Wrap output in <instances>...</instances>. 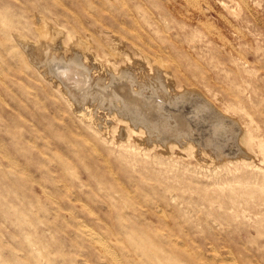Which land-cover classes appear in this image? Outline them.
<instances>
[{
    "label": "rangeland",
    "instance_id": "1",
    "mask_svg": "<svg viewBox=\"0 0 264 264\" xmlns=\"http://www.w3.org/2000/svg\"><path fill=\"white\" fill-rule=\"evenodd\" d=\"M63 1L0 0V16L6 15L5 17L10 19L14 26L5 32L1 27L3 17H0V146H2L0 149V171L2 173L0 175H3V177L0 176V222L2 221L0 223V261L8 260L9 264H52L54 260L51 259L53 258L55 259L53 264H70V262L71 264H86L87 261V264H112L108 256L104 254V250L92 240L90 241L82 231V229H86V231L91 229V231L97 232L106 243L108 242L107 245L117 257L122 254L119 259L126 263V260L141 258L139 250L133 245L136 242V239L135 241L132 239L133 234L140 236L143 230L148 229H152L153 232V228L155 229L157 226L154 233L158 238L161 236L160 239L164 237L162 240L159 239L160 242L171 245V248L179 246L177 250L184 249L181 250L184 254L189 250L188 253L195 255L198 250V255L201 254L200 256L204 260L209 257L208 262L213 259V262L220 264L229 262L232 264H262L261 261L264 264V199L259 198L256 192L243 191L251 188L248 186L254 185L255 181L260 183L262 173H259L256 166H264V163L260 162L258 151L249 146L244 136L245 129L250 127L254 136L256 135V138L264 141V0H196L194 3L186 0H106L105 5V0ZM121 1H125L126 6L121 5ZM94 3L98 4L97 7H94ZM99 3L102 5L100 6ZM138 4L141 7H138ZM126 7L132 10L138 23L144 27H138L137 30L141 31H139L141 33H139V38L143 42L142 45L145 44V50L147 51L146 46L151 47V50L150 47L148 48L151 55L148 51L145 53L150 57L154 56L155 59L156 55H160L163 61H159H165L163 64L167 62L169 65L167 63L163 65L162 62L159 64L157 63L159 61H155L157 63L154 64L155 66L162 67L152 66L149 69L146 61L136 52L132 40L138 41V37L135 36L134 30L130 29L133 27V22L129 21L132 15L125 13ZM77 9L79 12H76ZM64 12L74 16L69 15L67 18ZM148 13L150 14L148 15ZM75 16H81L82 23L80 25H78L79 22ZM40 17L47 18L48 23L53 24L58 31H63L58 38L56 36L53 39L54 42L51 41V44L54 45L53 48H50L51 50L46 49V51L42 48L41 51L39 50L41 56L37 54L36 46L40 41L38 35ZM67 19L68 21H66ZM118 19L119 21H117ZM170 19L172 20L170 21ZM112 20H115L113 22L117 24L115 25ZM179 22L182 24L180 23V25ZM129 24L130 27H126ZM192 24L194 27H191ZM118 25L119 29H115L114 26ZM134 28L136 27L134 26ZM167 28L171 29L167 30ZM66 29H70V37ZM120 30H124V35L120 33ZM199 30L202 31L199 32ZM5 35L9 36V39H6ZM80 35L85 36L83 41L89 45L88 51H84L85 53L81 47L73 46L77 36ZM157 36L160 39L156 38ZM145 38L149 41H146ZM207 41L208 43H206ZM56 43L58 44L56 45ZM112 44L115 46L113 45V47ZM153 45H157L156 49ZM164 46L166 53L163 51ZM152 50L153 53L155 52L153 56ZM183 50L185 51L182 52ZM52 54L56 56L61 54L60 56L64 57V60L52 63L50 68L48 65L50 63L49 56ZM172 55L173 57H171ZM68 57L76 59L75 62L79 63L77 65L84 67L87 74L85 93H82V96L78 94L73 99L71 96L69 98V93L66 95L68 88L62 80L55 76V74L66 75L70 68ZM194 61L200 68L195 66ZM180 63L181 65H178ZM212 65L214 67H211ZM174 66L178 68L176 73H173L176 68L172 70ZM261 67L263 68L261 69ZM122 69L125 71L121 73ZM226 69L227 71H225ZM166 73L169 75L166 76ZM123 75L126 77L129 75L128 90L135 92L133 94L136 98L132 102L126 103L127 101L123 98L127 92L123 87L124 83L123 85L122 82L120 83L121 80L123 81L121 78ZM113 77L115 78L113 79ZM187 81L194 83L191 85V82ZM111 91H115L118 97L120 96L119 99L112 98L113 104L110 100L113 95ZM79 95L81 96L80 100L83 98L86 102L82 103L83 100H79ZM234 95L236 96L233 97ZM130 104H133L134 107L131 108ZM247 104L249 105L247 106ZM136 106L139 107L136 108ZM128 109H131L132 112ZM144 115L146 120L148 121L150 118L149 121L151 120L152 123L147 121V124L144 123ZM171 129L173 133L170 132ZM85 141L86 143L89 141V143L86 144ZM74 143L79 146L73 145ZM74 146L80 148V151ZM130 148L133 151H130ZM2 152L4 153L2 154ZM52 152L53 156L50 155ZM60 152L62 153L60 154ZM68 152L71 155L69 156L71 158L67 159L69 162L65 161L69 155ZM55 153L60 156L56 154L57 158ZM100 154L104 158L99 157ZM106 154L109 159L104 156ZM62 160L65 164L66 162L70 163V166L62 164ZM108 160L112 162L108 163ZM91 168L93 169L91 170ZM67 169L69 172H66ZM20 172V176L25 174V177L22 175L21 178H27L28 182H26L27 179L24 181L17 175ZM96 172L99 173V176ZM92 176L99 177V181H96L97 178L94 179ZM118 178L122 181H118L120 180ZM37 181L39 182L37 183ZM125 181L128 184L131 182L130 186ZM66 182L67 184H65ZM96 182H100V184ZM14 183L16 186L13 185ZM22 184L24 186H21ZM69 185L71 186L69 187ZM119 185L121 187H118ZM66 186L67 188H65ZM244 187L245 189H243ZM96 188H98L97 191ZM118 189L121 191L118 192ZM94 190L98 193L97 195ZM63 192L66 193L63 194ZM141 193L143 195L146 193L145 198ZM106 194L108 195L106 196ZM57 195L58 197H56ZM100 195L101 197H99ZM118 196L120 197L117 198ZM122 196L124 200L121 199ZM110 201L111 203H109ZM113 201L115 206L112 205ZM17 204L18 206H16ZM85 204L88 206L86 207ZM129 204L134 205L133 208ZM83 207L84 209H82ZM119 207L120 209H118ZM155 207L156 209H154ZM151 208L153 209L151 210ZM91 209L94 210L91 211ZM149 209L152 213L149 212ZM23 210L25 214L22 212ZM170 211H174L172 214L175 216L172 218L173 215H169L171 220L167 215V213L170 214ZM140 215L141 217H139ZM61 216L64 220L60 219ZM130 217H132L131 222L137 223L129 222ZM41 218L48 222L42 224ZM138 218L140 219L138 220ZM172 221L176 225L181 223L180 230L179 226L172 225ZM3 222L5 223L3 224ZM31 222L36 225H30ZM127 222L131 226L126 224ZM134 224H136L134 228L138 230L141 228L140 231L132 229ZM150 224L152 226L155 224V226L152 227ZM166 225H169V229ZM84 226L85 228H83ZM51 228L54 230L49 231L52 230ZM69 228H72L73 232ZM127 229L130 230V233L133 231L131 239L127 237L130 235ZM8 230L11 232L8 233ZM35 230H37V234ZM40 231L42 235H38ZM168 231L171 233L169 234ZM14 232H18L19 236ZM188 232L189 235L186 234ZM20 236L22 237L19 238ZM105 237L106 239H104ZM85 238L89 241H84ZM173 239L175 241H171ZM188 239L190 240L189 244L187 243ZM82 240L83 242H81ZM31 241L36 242V248L40 250L42 248L43 256L32 257L34 253H31L33 252L29 244ZM27 242L28 244H26ZM42 243L43 247H41ZM17 244L21 246L19 247ZM72 244L75 245L74 248ZM226 244H229L230 247ZM27 245L30 247L26 248ZM47 246L50 247V250ZM61 246L64 248H60ZM169 246L168 248H170ZM21 247H24L23 251ZM117 248L121 253L116 252ZM8 249L10 252L8 251L6 256L2 255ZM11 249L14 250V253ZM17 251L19 252L17 253ZM52 251H54L53 254ZM47 252L50 254L48 255ZM19 253L21 254L19 255ZM175 254L174 258L178 259L179 263L188 264L181 256H178L177 252ZM100 257L103 258L100 259ZM143 257L147 261L149 260V257H147L148 259L146 256ZM36 258L38 259L36 260Z\"/></svg>",
    "mask_w": 264,
    "mask_h": 264
},
{
    "label": "bare ground",
    "instance_id": "2",
    "mask_svg": "<svg viewBox=\"0 0 264 264\" xmlns=\"http://www.w3.org/2000/svg\"><path fill=\"white\" fill-rule=\"evenodd\" d=\"M63 1V0H62ZM90 1V0H89ZM104 1V0H103ZM123 1V0H122ZM121 1V5H125V1L124 2H122ZM168 1V0H167ZM186 1H190L191 3H194L196 0H186ZM198 1V0H197ZM64 2V1H63ZM62 2V3H63ZM86 2V1H85ZM92 2H94V0L92 1ZM102 2V1H101ZM105 2H106V0L104 1V5H105ZM109 2V1H108ZM221 2V1H220ZM103 3V2H102ZM102 3L100 4V6L102 5ZM141 3V2H140ZM213 3V2H212ZM261 3V2H260ZM61 4V3H60ZM84 4V3H83ZM95 4V6L94 7H97L96 5H98V4H96V3H94ZM152 4V3H151ZM155 4H157V3H155ZM67 5V4H66ZM70 5V4H69ZM85 5V4H84ZM86 5H88V4H86ZM103 5V6H104ZM120 5V6H121ZM139 5V4H138ZM137 5V6H138ZM185 5V4H184ZM91 6V5H90ZM126 6V5H125ZM128 6V5H127ZM181 6V5H180ZM84 7V6H83ZM87 7H89V6H87ZM92 7V6H91ZM129 7V6H128ZM138 7H141L140 5L138 6ZM133 8V7H132ZM63 9V8H62ZM73 9V8H72ZM89 9V8H88ZM87 9V10H88ZM91 9V8H90ZM96 9V8H95ZM138 9H140V8H138ZM92 10V9H91ZM208 10V9H207ZM78 11V9L76 10V12ZM142 11H144V10H142ZM206 11V10H205ZM79 12V11H78ZM95 12V11H94ZM65 13V12H64ZM89 13H90V11H89ZM91 13H93V12H91ZM125 13H127V14H130V15H132V17H131V20H129V21H132L133 23V27H131L130 29L132 30H134V33H135V36L136 37H138V41H139V37H140V32L137 30V28L139 27H142L141 25H140V23H138V21H137V18H135L134 17V14L132 13V10H129V8H127L126 7V9H125ZM144 13V12H143ZM66 14V13H65ZM77 14V13H76ZM95 14V13H94ZM98 14V13H97ZM150 13H148V15H149ZM191 14V13H190ZM234 14V13H233ZM67 15V14H66ZM70 15V14H69ZM69 15H67V18L69 17ZM144 15V14H143ZM6 15H4L3 14V16H0V17H3V19H2V24H1V27L3 28L2 30H5V32H7L8 30H11L12 28H14V26H13V24H11V22H10V19H7L6 17H5ZM71 16V15H70ZM74 16V15H73ZM73 16H71V17H73ZM101 16V15H100ZM137 16V15H136ZM65 17V16H64ZM75 17H77V16H75ZM116 17V16H115ZM8 18H10V17H8ZM103 18H104V16H103ZM119 18V17H118ZM46 19V20H45ZM43 18V17H40V26L38 27V32H39V39H40V41L36 44V46H37V49H38V52H37V54L38 55H40L41 56V54H40V51H41V48L43 49V50H46V49H50V48H53V44H51V41H53V39L56 37V38H58V36H59V34H62V32L61 31H58L57 30V28L53 25V24H51L50 22L48 23V21H47V18ZM66 19V18H65ZM105 19V18H104ZM120 19V18H119ZM119 19L117 20V21H119ZM122 19H123V16H122ZM174 19V18H173ZM70 20H71V18H70ZM76 20H78V25H80L81 23H82V21H81V16H79V17H77V19ZM106 21H107V19H105ZM124 20V19H123ZM123 20H120V21H122V23L124 22L125 23V21H123ZM172 19H170V21H171ZM66 21H68V19L66 20ZM103 21V20H102ZM113 21H115V20H112V22ZM175 21H177V20H175ZM197 21V20H196ZM1 22V21H0ZM85 22V21H84ZM109 22H110V20H109ZM145 22V21H144ZM198 22V21H197ZM200 22V21H199ZM63 23H65L64 21H63ZM108 23V22H107ZM106 23V24H107ZM113 23H115V25L117 24L116 22H113ZM128 23V22H127ZM142 23V22H141ZM145 23H147V22H145ZM176 23H178V22H176ZM181 22H179V24H180ZM86 24V23H85ZM105 24V25H106ZM112 24V23H111ZM118 24H119V22H118ZM121 24V23H120ZM131 24V25H132ZM148 24V23H147ZM182 24V23H181ZM180 24V25H181ZM184 24V23H183ZM203 24V23H202ZM207 24V23H206ZM77 25V26H78ZM110 25V24H109ZM124 25V24H123ZM144 25V24H143ZM179 25V26H180ZM189 25V23L187 24V26ZM194 24H192V26L191 27H194L193 26ZM113 26V25H112ZM125 26V25H124ZM134 26L136 27V28H134ZM166 26V25H165ZM164 26V27H165ZM185 26H186V24H185ZM205 26V25H204ZM87 27H89L88 25H87ZM107 27H109V26H107ZM115 27V29H119L118 27H119V25L116 27V26H114ZM126 27H130V24H129V26H127L126 25ZM84 28V27H83ZM112 28V27H111ZM142 28H144V27H142ZM198 28V27H197ZM87 29V28H86ZM121 29V28H120ZM153 30H154V28H152ZM171 28H167V30H170ZM193 29H195V28H193ZM70 29H66V31H67V33L69 34L68 36L70 37V31H69ZM76 30V29H75ZM89 30V29H88ZM122 30V29H121ZM120 30V31H121ZM138 32H137V31ZM155 30H156V28H155ZM208 30V29H207ZM178 31V30H177ZM191 31V30H190ZM198 31V30H197ZM196 31V32H197ZM202 30H199V32H201ZM87 32V31H86ZM113 32V31H112ZM155 32V31H154ZM158 32V31H157ZM194 32V31H193ZM199 32H198V34H199ZM209 32V31H208ZM246 32V31H245ZM118 33H119V30H118ZM120 33H125L124 32V30L123 31H121ZM128 33V32H127ZM132 33V32H131ZM130 33V34H131ZM140 33V34H139ZM90 34V33H89ZM93 34H95V33H93ZM130 34H128V35H130ZM194 34V33H193ZM201 34V33H200ZM203 34V33H202ZM259 34V33H258ZM8 35H10V34H8ZM124 35V34H123ZM131 35H134V34H131ZM150 35V34H149ZM195 35H197V34H195ZM195 35H194V37H195ZM204 35H205V33H204ZM5 36H7V35H5ZM113 36V35H112ZM126 36V35H125ZM134 36V37H135ZM151 36V35H150ZM182 36H184V35H182ZM181 36V37H182ZM253 36V35H252ZM8 37V38H7ZM6 37V39H9V36H7ZM94 37H96V36H94ZM116 37V36H115ZM141 37H143V36H141ZM180 37V38H181ZM21 38V37H20ZM83 38H85V36L84 35H80V36H77V39H76V41H75V43H74V45L73 46H78V47H81L82 49H83V52L84 51H88V46L89 45H87L86 44V42L85 41H83L84 39ZM127 38H129L130 39V37H128L127 36ZM156 38H159L160 39V37L159 36H157ZM172 38H174V37H172ZM183 38V37H182ZM238 38V37H237ZM0 39H1V37H0ZM5 39V38H4ZM3 39V40H4ZM97 39V38H96ZM148 39V38H147ZM152 40H154L153 38H151ZM177 39V38H176ZM184 39V38H183ZM58 40V39H57ZM116 40V39H115ZM145 40H146V38H145ZM164 40H165V38H164ZM185 40V39H184ZM209 40V39H208ZM7 41V40H6ZM55 41V40H54ZM53 41V42H54ZM114 41V40H113ZM138 41H136V40H132V44H133V46L135 47V49H136V52L139 54V55H141L142 56V58L146 61V65L147 66H149V69H151V67L152 66H155L154 64H157V63H161L162 61H163V59H162V56H160V55H156V59L154 58V53H153V50H152V56L153 57H150L148 54H146L145 53V48H144V46H145V44H143L142 45V41H141V39H140V41L138 42ZM146 41H149V40H146ZM37 42V41H36ZM119 42V41H118ZM183 42V41H182ZM181 42V43H182ZM189 42V41H188ZM188 42H187V44H188ZM204 42V41H203ZM0 43H1V41H0ZM115 43H116V41H115ZM114 43V44H115ZM148 43V42H147ZM206 43H208V41L206 42ZM58 43H56V45H57ZM114 44H112V46L114 45ZM152 44H154V43H152ZM156 44V43H155ZM216 44V43H215ZM241 44V43H240ZM1 45H3V44H1ZM6 45V44H5ZM5 45H3V46H5ZM111 45V44H110ZM110 45H109V49H110ZM116 46H117V43L115 44ZM114 45V46H115ZM140 45H142V46H140ZM150 45V44H149ZM159 45V44H158ZM193 45V44H192ZM195 45V44H194ZM238 45V44H237ZM244 45V44H243ZM245 45H246V43H245ZM96 46V45H95ZM113 46V47H114ZM154 46V45H153ZM157 46V45H156ZM156 46H154L155 47V49H156ZM206 46V45H205ZM216 46V45H215ZM239 46V45H238ZM258 46V45H257ZM255 47L256 49L258 48V47ZM112 47V48H113ZM121 47H123V46H121ZM150 47V46H149ZM148 46H146V49H147V51H148V53L150 52V50H151V47H150V50L148 49L149 48ZM153 47V48H154ZM165 47V46H164ZM163 47V48H164ZM193 47H195V46H193ZM220 47V46H219ZM56 48V47H55ZM60 48V47H59ZM62 48H64V47H62ZM61 48V49H62ZM66 48V47H65ZM70 48V47H69ZM76 48V47H75ZM57 49V48H56ZM77 49V48H76ZM79 49V48H78ZM87 49V50H86ZM114 49V48H113ZM200 49V48H199ZM40 50V51H39ZM51 50V49H50ZM63 50V49H62ZM67 50H69V49H67ZM98 50V49H97ZM160 50V49H159ZM166 50V47L164 48V50L163 51H165ZM254 50V49H253ZM47 51V50H46ZM54 51V50H53ZM64 51V50H63ZM70 52H71V48H70V50H69ZM76 51V50H75ZM74 51V52H75ZM111 51V50H110ZM114 51H115V49H114ZM113 51V52H114ZM146 51V52H147ZM185 50H183L182 52H184ZM240 51H241V49H240ZM31 52L32 53H34L33 52V50H31ZM73 52V51H72ZM73 52V53H74ZM102 52V51H101ZM116 52V51H115ZM115 52H114V54H115ZM120 52H121V50H120ZM159 53H160V51H158ZM207 52V51H206ZM212 52V51H211ZM210 52V53H211ZM219 52V51H218ZM254 52H255V50H254ZM44 53V52H43ZM46 54H47V52H45ZM68 53V52H67ZM77 53V52H76ZM85 53V52H84ZM165 53H166V51H165ZM172 53V52H171ZM171 53H170V55H171ZM249 53V52H248ZM51 54V53H50ZM65 53L63 52V56L65 57V55H64ZM70 54V53H69ZM87 54H89V53H87ZM120 54V53H119ZM150 55H151V52L149 53ZM173 54H175V53H173ZM214 54V53H213ZM246 54V53H245ZM61 55V54H60ZM60 55H58V56H56L55 54H52L51 56H49L50 57V59H49V66H50V68L52 67L51 66V64L52 63H54V62H59L60 60L62 61V60H64L63 58H61V56ZM186 55V54H185ZM198 55V54H197ZM216 55V54H215ZM260 55H262V54H260ZM60 56V57H59ZM74 56V55H73ZM76 56V55H75ZM175 56V55H174ZM204 56V55H203ZM217 56V55H216ZM241 56H243V55H241ZM166 57H168V56H166ZM171 57H173V55L171 56ZM185 57V56H184ZM187 57V56H186ZM211 57V56H210ZM209 57V58H210ZM237 57V56H236ZM72 58H74V57H72ZM93 58V57H92ZM123 58V57H122ZM169 58V57H168ZM212 59H213V57H211ZM221 58H223V57H221ZM230 58H231V56H230ZM235 58V57H234ZM233 58V59H234ZM48 59H47V61H48ZM77 59H78V57H77ZM95 59V58H94ZM93 59V60H94ZM97 59V58H96ZM171 59V58H170ZM236 60H237V58H235ZM234 59V60H235ZM258 59V58H257ZM74 60V61H73ZM75 60L76 59H71V58H67V61L68 62H70V68L68 69V72L66 73V75H61V74H55V76H56V78H60L59 80H62V82L64 83V85L66 86V88H68V90H67V92H66V95H67V93H69L68 95H69V98H71V99H73V98H76V95H78V94H81V96L83 95L82 93H85V90H86V88H87V86L85 85L86 84V79H87V74H86V71H85V69H84V67H82V66H78L77 64H79V63H77V62H75ZM82 60V59H81ZM159 60H162V61H159ZM167 61H169V59H166ZM206 60V59H205ZM231 60V59H230ZM46 61V62H47ZM157 61H159V62H156ZM172 61V60H171ZM170 61V62H171ZM175 61V60H174ZM239 61V60H238ZM66 62V61H65ZM79 62V61H78ZM84 62V61H83ZM86 62V61H85ZM94 62V61H93ZM99 62V61H98ZM137 62V61H136ZM165 62V61H164ZM164 62H162V64L164 63ZM195 62V61H194ZM225 62V61H224ZM230 62V61H229ZM97 63V62H96ZM145 63V62H144ZM167 63V62H166ZM165 63V64H166ZM223 63V62H222ZM130 64V63H129ZM158 64V65H159ZM165 64H163V65H165ZM168 64V63H167ZM191 64V63H190ZM194 64H196V62L194 63ZM81 65V64H80ZM136 65V64H135ZM169 65V64H168ZM167 65V66H168ZM171 65V64H170ZM175 65V64H174ZM178 65H181V63L180 64H178ZM214 65V64H213ZM211 66V67H214V66ZM237 65H239V64H237ZM240 65H241V63H240ZM262 65H263V63H262ZM69 66V65H68ZM131 66V65H130ZM157 66V65H156ZM155 66V67H156ZM160 66V65H159ZM177 66V65H176ZM196 67H197V64L195 65ZM217 66V65H216ZM215 66V67H216ZM261 66V65H260ZM48 67V66H47ZM54 67V66H53ZM67 67V66H66ZM129 67V66H128ZM154 67V68H155ZM158 67V66H157ZM160 67H162V66H160ZM160 67H158V68H160ZM171 67V66H170ZM195 67V68H196ZM237 67V66H236ZM55 68V67H54ZM60 68V67H59ZM62 68V67H61ZM101 68V67H100ZM103 68V67H102ZM106 68V67H105ZM176 68V70L175 71H173V73L175 72L176 73V71H178V68L177 67H172V70H174V69ZM197 68H200V67H197ZM196 68V69H197ZM238 68V67H237ZM263 67H261V69H262ZM63 69H65V68H63ZM157 69V68H156ZM52 70V69H51ZM50 70V71H51ZM128 70V69H127ZM158 70V69H157ZM171 70V71H172ZM204 69H202V71H203ZM222 70V69H221ZM234 70V69H233ZM253 70H254V68H253ZM256 70V69H255ZM259 70V68L257 69V71ZM125 70L124 69H122V70H120V72L122 73V72H124ZM165 71V70H164ZM201 71V72H202ZM223 71V70H222ZM225 71H227V69L225 70ZM129 72V71H128ZM204 72H205V70H204ZM232 72H234V71H232ZM54 73V72H53ZM64 73V72H63ZM163 73V72H162ZM182 73V72H181ZM195 73H196V71H195ZM206 73V72H205ZM164 74H165V72H164ZM192 74H193V72H192ZM191 74V75H192ZM207 74V73H206ZM227 74V73H226ZM167 75H169V74H167L166 73V76ZM112 76V75H111ZM122 76V75H121ZM120 76V77H121ZM198 76V75H197ZM124 77V78H123ZM123 77H121L122 79H123V81L121 80L120 81V83L122 82V85H123V83H124V85H123V87H124V89H125V94L126 95H123V98H124V100L125 101H127L126 103H128L129 101H134L135 100V96H134V94L133 93H135V92H132V90L131 91H129L128 90V86H127V82H128V77H129V75H128V77H126V76H124L123 75ZM203 77V76H202ZM264 77V76H263ZM110 78V77H109ZM115 77H113V79H114ZM131 78V77H130ZM203 78H208V77H206V76H204ZM184 79V78H183ZM58 80V81H59ZM89 80V79H88ZM187 80V79H186ZM112 81V80H111ZM114 81V80H113ZM112 81V82H113ZM189 81V80H188ZM187 81V82H188ZM116 82V81H115ZM114 82V83H115ZM191 82V81H190ZM190 82H188V83H190ZM241 82H242V79H241ZM62 83V84H63ZM194 83V82H193ZM192 82H191V85L193 84ZM225 83V82H224ZM240 83V82H239ZM243 83H245V82H243ZM264 83V82H263ZM61 84V85H62ZM88 84V83H87ZM112 84V83H111ZM229 84H230V82H229ZM234 85H236V84H234ZM251 85V84H250ZM256 85V84H255ZM190 86V85H189ZM64 87V86H63ZM62 87V88H63ZM247 88V87H246ZM264 88V87H263ZM65 89V88H64ZM257 89V88H256ZM137 90V89H136ZM222 90H223V88H222ZM191 91V90H190ZM243 91H245V90H243ZM243 91H242V93H243ZM111 92H113L112 94V96L110 97V100L112 101L113 99V97H116L117 99H119V97H118V94L115 92V91H111ZM115 92V93H114ZM233 92V91H232ZM240 92V91H239ZM65 93V92H64ZM138 93V92H137ZM215 93V92H214ZM229 94H231V92H229ZM247 95V94H246ZM71 96V97H70ZM80 96V95H79ZM78 96V98H79V100H80V98H81V96L79 97ZM236 95H234L233 97H235ZM248 96V95H247ZM263 96V95H262ZM237 97H239L238 95H237ZM140 98V97H139ZM210 98V97H209ZM242 98V97H241ZM116 99V100H117ZM240 99V98H239ZM238 99V100H239ZM246 99V98H245ZM83 100V98L80 100V101H82ZM242 101V100H241ZM84 102H86L85 100H83V102L82 103H84ZM108 102H110V101H108ZM121 103H124V102H122V101H120ZM242 102H244V101H242ZM112 104L114 103L113 101L111 102ZM249 103V102H248ZM250 104V103H249ZM249 104H247V106L249 105ZM111 105V104H110ZM121 105H123V104H121ZM131 105V104H130ZM253 105V104H252ZM126 106V105H125ZM128 106V105H127ZM132 106H133V104L131 105V108H132ZM245 106V105H244ZM111 107V106H110ZM130 107V106H129ZM134 107V106H133ZM139 107V106H138ZM137 106H136V108H138ZM245 108H247L246 106H245ZM127 109V108H126ZM140 109V108H139ZM239 109V108H238ZM260 109V108H259ZM129 111H131V109H128ZM133 110V109H132ZM252 111V110H251ZM132 112V111H131ZM130 112V113H131ZM248 112V111H247ZM253 112V111H252ZM127 114V113H126ZM130 115V114H129ZM130 117V116H129ZM144 117H145V115H144ZM248 117V116H247ZM113 118V117H112ZM134 118H136L135 116H134ZM143 118V117H142ZM149 118V117H148ZM147 118V119H148ZM133 119V118H132ZM140 119V118H139ZM138 119V120H139ZM150 119V118H149ZM149 119H148V121L146 120V117H145V120H144V123H146V121L149 123H152L151 122V120L149 121ZM136 120V119H135ZM137 120V121H138ZM243 121V120H242ZM143 122V121H142ZM243 122H245V121H243ZM248 122V124H249V121H247ZM147 124V123H146ZM246 124V123H245ZM244 124V125H245ZM233 125V124H232ZM234 126H235V124H234ZM233 126V127H234ZM246 127V126H245ZM237 128V127H236ZM235 130V129H234ZM237 130V129H236ZM170 132H172V129H171V131ZM236 132V131H235ZM173 133V132H172ZM176 134V133H175ZM244 136L246 137V141L248 142V144H249V146L250 147H252L253 149H256L257 151H258V153H259V155H260V158H261V161L260 162H262V163H264V141L262 140V139H260V138H256L255 136H254V133H252V130H251V128L250 127H247L246 129H245V131H244ZM130 135V134H129ZM234 136V135H233ZM237 136V135H236ZM236 136H235V138H236ZM261 137V136H260ZM264 137V136H263ZM84 139H86L85 137H84ZM88 140V139H87ZM1 143V142H0ZM71 143H73L72 141H71ZM85 143H86V141H85ZM88 143H89V141H88ZM88 143H86V144H88ZM90 143H92V142H90ZM3 145V144H2ZM73 145H77V146H79L78 144H73ZM90 145V144H89ZM77 146H74V147H76L77 148ZM94 146V145H93ZM95 146H96V144H95ZM1 147L2 146H0V149H1ZM235 147V146H234ZM240 147V146H239ZM96 148V147H95ZM64 149V148H63ZM99 149V148H98ZM97 149V150H98ZM131 149V148H130ZM239 149V148H238ZM237 149V150H238ZM58 150H61V149H59L58 148ZM77 150L78 151H80V148H77ZM100 150V149H99ZM98 150V151H99ZM104 150V149H103ZM228 150H230V149H228ZM54 151V150H53ZM78 151H76L77 152V154H79V155H81L80 153H78ZM97 151V152H98ZM130 151H133V149H131ZM233 151V150H232ZM236 151V150H235ZM234 151V152H235ZM58 152V151H57ZM70 152V151H69ZM68 152V153H69ZM100 152V151H99ZM4 152H2V154H3ZM62 152H60V154H61ZM94 153H96V152H94ZM102 153V152H101ZM105 153V152H104ZM228 153H229V151H228ZM53 154V152L50 154L51 156H53L52 155ZM56 154H57V156H60V155H58V153H55V156H56ZM65 154V153H64ZM97 154V153H96ZM3 156V155H2ZM54 156V158L56 159V157ZM69 156H71L70 155V153H69V155L67 156V158H66V160L65 161H68L67 159L69 158H71V157H69ZM102 155L100 154L99 155V157H101ZM104 156H107L108 157V154H106V155H104ZM225 156V155H224ZM6 157V156H5ZM63 157H66V156H63ZM78 157V156H77ZM103 157V156H102ZM7 158V157H6ZM58 158V157H57ZM104 158V157H103ZM220 158H222V157H220ZM219 158V159H220ZM53 159V158H52ZM60 159H61V157H60ZM62 159H64V158H62ZM101 159V158H100ZM108 159H109V157H108ZM58 160V159H57ZM60 161V160H59ZM63 162H62V164L64 163L65 164V162H64V160H62ZM71 161V160H70ZM101 161V160H100ZM104 162H105V160H103ZM109 161L110 160H108L107 162L109 163ZM61 162V161H60ZM69 162V161H68ZM110 162H112V161H110ZM221 162V161H220ZM114 163V162H113ZM66 164H67V162H66ZM65 164V165H66ZM70 164V163H69ZM69 164H67L68 166H70ZM104 164V163H103ZM111 164V163H110ZM106 165V164H105ZM64 166V165H63ZM110 166V165H109ZM65 167V166H64ZM106 167V166H105ZM108 167V166H107ZM110 167H112V166H110ZM124 167V166H123ZM66 168V167H65ZM71 168V167H70ZM104 168V167H103ZM126 168V167H125ZM256 168L258 169V171H259V173H262V177L260 178V183H259V181H255V183H254V185H249L248 187H251V188H247L246 190H243V191H245V192H247V193H254V192H256L257 193V195H258V197L259 198H263L264 199V166H260V165H258V166H256ZM69 169V168H68ZM68 169L66 170V172L68 171ZM93 168H91V170H92ZM97 169V168H96ZM95 169V170H96ZM107 169V168H106ZM105 169V170H106ZM98 170V169H97ZM108 170V169H107ZM110 170V169H109ZM126 170H129V169H126ZM125 170V171H126ZM5 172V171H4ZM9 172V171H8ZM26 172V171H25ZM69 172V171H68ZM116 172V171H115ZM0 173H2L1 171H0ZM7 173V172H6ZM59 173V172H58ZM94 173V172H93ZM112 173V172H111ZM12 174V173H11ZM20 174H21V172L20 173H18L17 175L18 176H20ZM73 174V173H72ZM96 174H97V172H96ZM95 174V175H96ZM113 174H114V172H113ZM2 175V174H1ZM0 175V176H1ZM13 175V174H12ZM11 175V176H12ZM23 175V174H22ZM21 175V176H22ZM25 175V174H24ZM23 175V176H24ZM27 175V174H26ZM30 175V174H29ZM92 175V174H91ZM94 175V176H95ZM119 175V174H118ZM155 175H158V174H155ZM21 176H20V178H21ZM30 176H33V175H30ZM30 176H28L29 177V179H30ZM73 176V175H72ZM94 176H92V177H94ZM97 176H99V173L97 174ZM97 176L96 177H94V179H96L97 178ZM2 177H3V175H2ZM9 177V176H8ZM25 177V176H24ZM101 177V176H100ZM110 177H111V175H110ZM109 177V178H110ZM113 177V176H112ZM141 177V176H140ZM6 178V177H5ZM72 178V177H71ZM99 178V177H98ZM97 178V180L96 181H99V179ZM116 178V177H115ZM115 178H114V180H115ZM134 178V177H133ZM142 178V177H141ZM256 178V177H255ZM21 179H23V178H21ZM25 179H27V178H25ZM25 179H23L24 181H26ZM61 179H62V177H61ZM106 179V178H105ZM112 179V178H111ZM110 179V180H111ZM118 179H120V178H118ZM143 179V178H142ZM150 179V178H149ZM63 180V179H62ZM61 180V181H62ZM113 180V179H112ZM111 180V181H112ZM123 180H125V179H123ZM60 181V182H61ZM64 181V180H63ZM118 181H122L121 179L120 180H118ZM26 182H28V179H27V181ZM26 182H24V183H26ZM30 182H31V180H30ZM29 182V183H30ZM39 181H37V183H38ZM103 182V181H102ZM101 182V183H102ZM112 182H114V181H112ZM124 182V181H123ZM126 182V181H125ZM59 183V182H58ZM97 183V182H96ZM118 183V182H117ZM116 183V184H117ZM127 183V182H126ZM126 183H124V184H126ZM223 183V182H222ZM224 183H225V181H224ZM16 183H14L13 185H15ZM40 184V183H39ZM60 184V183H59ZM63 184V183H62ZM65 184H67V182L65 183ZM65 184H63V185H65ZM97 184H100V182H98ZM119 184V183H118ZM123 184V183H122ZM128 184V183H127ZM129 184H131V182H129ZM128 184V186H130ZM135 184V183H134ZM257 184V185H256ZM44 185V184H43ZM72 185V184H71ZM71 185H69V187L71 186ZM104 185V184H103ZM153 185V184H152ZM158 185V184H157ZM3 186H5V185H3ZM16 186V185H15ZM21 186H24L23 184L21 185ZM39 186H41V185H39ZM111 187H112V185H110ZM109 186V187H110ZM125 186V185H124ZM133 186V185H132ZM220 186H222V185H220ZM219 186V187H220ZM42 187V186H41ZM92 187V186H91ZM110 187V188H111ZM118 187H121L120 185L118 186ZM136 187H137V185H136ZM135 187V188H136ZM139 187V186H138ZM11 188H12V186H11ZM15 188V187H14ZM45 188H46V186H45ZM65 188H67V186L65 187ZM101 188V187H100ZM107 188V187H106ZM110 188H108V190L110 189ZM125 188H126V186H125ZM128 188V187H127ZM165 188H167V187H165ZM92 189V188H91ZM97 189L98 188H96V191H97ZM102 189H104V188H102ZM120 189V188H119ZM119 189H118V192H120L119 191ZM121 189H123V188H121ZM133 189H134V187H133ZM138 189V188H137ZM173 189H175V188H173ZM198 189V188H197ZM243 189H245V187L243 188ZM45 190V189H44ZM101 190V189H100ZM111 190V189H110ZM125 190V189H124ZM123 190V191H124ZM157 190H158V186H157ZM8 191V190H7ZM43 191V190H42ZM65 191V190H64ZM95 191V190H94ZM95 191V192H96ZM105 191V190H104ZM128 191V190H127ZM45 192V191H44ZM15 193V192H14ZM46 193V192H45ZM66 193V192H65ZM64 192H63V194H65ZM104 193V192H103ZM102 193V194H103ZM129 194H131V192H128ZM135 193V192H134ZM134 193H132L133 195H134ZM138 193V192H137ZM98 193L96 192V195H97ZM101 194V195H102ZM142 194V193H141ZM146 194V193H145ZM144 194V195H145ZM191 194V193H190ZM6 195V194H5ZM59 196L61 195V194H58ZM58 195L56 196V197H58ZM101 195L99 196V197H101ZM108 194H106V196H107ZM119 195V194H118ZM127 195V194H126ZM138 196H139V194H137ZM143 195V194H142ZM142 196V197H144L145 198V196ZM162 195V194H161ZM164 195V194H163ZM2 196V195H1ZM8 196V195H7ZM103 196H105V194H103ZM149 196H151L150 194H149ZM53 197V196H52ZM55 197V196H54ZM114 197V196H113ZM120 196H118L117 198H119ZM127 197H129L128 195H127ZM127 197L125 198L126 200H127ZM132 197V196H131ZM135 197V196H134ZM137 197V196H136ZM151 197H154V195L153 196H151ZM29 198V197H28ZM61 198V197H60ZM103 198H105V197H103ZM124 197L122 196V198L121 199H123ZM163 199H164V197H162ZM22 199V198H21ZM37 199V198H36ZM50 199V198H49ZM128 199H133V198H128ZM142 199V198H141ZM78 200V199H77ZM102 200V199H101ZM107 200V199H106ZM115 200V199H114ZM124 200V199H123ZM136 200V199H135ZM139 200H140V198H139ZM158 200V199H157ZM167 200V199H166ZM29 201H31V200H29ZM38 201V200H37ZM54 201H56V200H54ZM79 201V200H78ZM105 201V200H104ZM109 201V200H108ZM84 202H86L87 203V201H84ZM89 202V201H88ZM121 202V201H120ZM132 202H134L133 200H132ZM163 202V201H162ZM194 202V201H193ZM10 203V202H9ZM35 203H36V201H35ZM34 203V204H35ZM51 203V202H50ZM58 203H60V202H58ZM109 203H111V201L109 202ZM128 203V202H127ZM131 203V202H130ZM134 203H136V202H134ZM134 203H132V204H134ZM140 203V202H139ZM139 203H137V204H139ZM144 203H145V201H144ZM154 203V202H153ZM160 203V202H159ZM28 204V203H27ZM44 204V203H43ZM89 204V203H88ZM113 204H115V202L113 201L112 202V205ZM122 204V203H121ZM132 204H129V205H131L132 206V208H133V206L134 205H132ZM137 204H136V206H137ZM146 204V203H145ZM144 204V205H145ZM150 205H151V203H149ZM155 204V203H154ZM162 204V203H161ZM25 205V204H24ZM86 205V204H85ZM16 206H18V204L16 205ZM33 206V205H32ZM36 206V205H35ZM35 206H34V208H35ZM54 206V205H53ZM88 205H86V207H87ZM113 206H115V205H113ZM141 206V205H140ZM149 206V205H148ZM154 206V205H153ZM158 206V205H157ZM156 206V207H157ZM160 206V205H159ZM164 206V205H163ZM163 206H162V208H163ZM190 206V205H189ZM11 207H12V205H11ZM15 207V206H14ZM42 207H44L43 205H42ZM41 207V208H42ZM51 207V206H50ZM117 207V206H116ZM121 207V206H120ZM120 207L118 208V209H120ZM123 207H124V205H123ZM126 207H128V206H126ZM146 207V206H145ZM150 207V206H149ZM156 207L154 208V209H156ZM16 208V207H15ZM14 208V209H15ZM41 208H37V209H41ZM93 208V207H92ZM114 208V207H113ZM122 208V207H121ZM137 208H139V207H137ZM148 208V207H147ZM211 208V207H210ZM50 209V208H49ZM52 209V208H51ZM57 209V208H56ZM55 209V210H56ZM59 209V208H58ZM61 209V208H60ZM82 209H84V207L82 208ZM85 209H87V208H85ZM90 209V208H89ZM135 209V208H134ZM143 209V208H142ZM153 208H151V210H152ZM200 209V208H199ZM22 210V209H21ZM33 210H35V209H33ZM32 210V211H33ZM92 210H94V209H91V211ZM146 210V209H145ZM46 211H47V209H46ZM50 211V210H49ZM52 211V210H51ZM54 211V210H53ZM86 211H88V210H86ZM113 211V210H112ZM154 211V210H153ZM160 211V210H159ZM167 211V210H166ZM169 211V210H168ZM13 212V211H12ZM23 213L25 212L24 210L22 211ZM21 212V213H22ZM34 212V211H33ZM55 212V211H54ZM110 212V211H109ZM126 212V211H125ZM133 212V211H132ZM149 212H151L150 211V209H149ZM165 212V211H164ZM174 211H170V214H168L167 213V215L169 216V215H171L172 213H173ZM35 213H36V211H35ZM47 213V212H46ZM59 213V212H58ZM57 213V214H58ZM112 213V212H111ZM140 213V212H139ZM141 213H142V211H141ZM144 213V212H143ZM152 213V212H151ZM25 214V213H24ZM24 214H22V215H24ZM61 214V213H60ZM106 214V213H105ZM119 214H120V212H119ZM125 214V213H124ZM130 214H132V213H130ZM165 214V213H164ZM163 214V215H164ZM21 215V214H20ZM38 215V214H37ZM52 215V214H51ZM50 215V216H51ZM56 215V214H55ZM71 215V214H70ZM108 215V214H107ZM118 215V214H117ZM121 215H123V214H121ZM137 215H139V214H137ZM153 215V214H152ZM166 215V216H167ZM173 216H172V218H174L175 216H174V214H172ZM176 215V214H175ZM24 216H26V215H24ZM23 216V217H24ZM46 216V215H45ZM69 216V215H68ZM74 216V215H73ZM108 216H112L111 214L110 215H108ZM114 216H115V213H114ZM124 216V215H123ZM129 215L127 214V217H128ZM131 216V215H130ZM156 216H158V215H156ZM167 216V217H168ZM177 216H178V214H177ZM54 217V216H53ZM117 217H120V216H117ZM116 217V218H117ZM126 217V216H125ZM126 217V218H127ZM139 217H141V215L139 216ZM159 217V216H158ZM162 217V216H161ZM29 218V217H28ZM27 218V219H28ZM46 218V217H45ZM48 218V217H47ZM58 218V217H57ZM66 218V217H65ZM69 218H71V217H69ZM111 218V217H110ZM115 218V217H114ZM113 218V219H114ZM131 218L132 217H130L129 219H130V221L129 222H131ZM171 218V219H172ZM11 219V218H10ZM31 219V218H30ZM60 219H63L64 220V218L61 216L60 217ZM104 219V218H103ZM102 219V220H103ZM136 219V218H135ZM140 218H138V220H139ZM142 219H143V217H142ZM164 219V218H163ZM162 219V220H163ZM168 219H170V216L168 217ZM170 219V220H171ZM178 219V218H177ZM1 220V219H0ZM41 223L42 224H45L46 222H48V221H44L43 220V218H41ZM112 220V219H111ZM137 220V221H138ZM165 220V219H164ZM27 221V220H26ZM62 221V220H61ZM66 221V220H65ZM69 221V220H68ZM99 222H100V220H98ZM160 221H161V219H160ZM2 222V221H1ZM0 222V223H1ZM28 222V221H27ZM34 222H36V221H34ZM38 222H40V221H38ZM45 222V223H44ZM50 222V221H49ZM57 222V221H56ZM55 222V223H56ZM59 222V221H58ZM113 222V221H112ZM116 222V221H115ZM119 222V221H118ZM142 222V221H141ZM141 222H140V224H141ZM173 222V221H172ZM176 222V221H175ZM222 222V221H221ZM5 222H3V224H4ZM21 223H23V222H21ZM25 223V222H24ZM33 222H31L30 223V225H33L32 224ZM41 223H39V224H41ZM51 223H53V222H51ZM63 223V222H62ZM79 223V222H78ZM97 223V222H96ZM95 223V224H96ZM106 222H104V224H105ZM117 223V222H116ZM120 223V222H119ZM131 223H137V222H131ZM149 223V222H148ZM160 223V222H159ZM164 223H165V221H164ZM178 223V222H177ZM182 223H183V221H182ZM220 223V222H219ZM12 224H13V222H12ZM39 224H37V225H39ZM60 224V223H59ZM82 224H83V222H82ZM107 224V223H106ZM125 224V223H124ZM126 224H128V222L126 223ZM142 224H144V223H142ZM176 225V223H174L173 222V224L172 225ZM179 224V223H178ZM184 224V223H183ZM36 225V224H35ZM35 225H33V226H35ZM69 225H71V224H69ZM100 225L102 226V223H100ZM114 225V224H113ZM117 225H119L118 223H117ZM116 225V226H117ZM129 226H131L130 225V223L128 224ZM137 225H139V224H137ZM145 225V224H144ZM149 225V224H148ZM161 225V224H160ZM179 225H181V223L179 224ZM179 225H176V226H179ZM224 225V224H223ZM222 225V226H223ZM16 226V225H15ZM72 226V225H71ZM82 226V225H81ZM106 226V225H105ZM108 226L110 227V224H108ZM107 226V227H108ZM133 226V225H132ZM136 226V224H134V226L132 227V229H134V230H136V231H140V229L141 228H139V230L138 229H136V228H134ZM147 226V225H146ZM150 226H152L151 224H150ZM149 226V227H150ZM155 226V224L152 226V227H154ZM167 226V225H166ZM169 226V225H168ZM168 226H167V228H168ZM30 227V226H29ZM38 227V226H37ZM69 227V226H68ZM67 227V228H68ZM76 227V226H75ZM78 227H79V225H78ZM77 227V228H78ZM87 227V226H86ZM89 227V226H88ZM98 227V226H97ZM108 227V228H109ZM117 227H119V226H117ZM124 227H125V225H124ZM128 227V226H127ZM140 227V226H139ZM141 227H143V226H141ZM145 227V226H144ZM148 227V228H149ZM165 227V226H164ZM163 227V228H164ZM172 227V226H171ZM175 227V226H174ZM182 227V226H181ZM83 228H85V226L83 227ZM94 228V227H93ZM102 228V227H101ZM130 229H131V227H129ZM128 228V229H129ZM147 228V227H146ZM156 228H157V226H155V229L153 228V232L151 231L152 229H148V230H143L142 231V233H141V235L139 236V235H136V234H133V231L130 233V230H128L129 231V234L130 235H126L127 237H132L133 235V240L135 241V239H136V242L133 244V245H135V248L137 249V250H139V254H141V258H137V259H134V260H131V261H129V260H126L127 262L126 263H123V261H121L120 259H119V257L122 255H120L119 257H117L116 256V254L114 253V251H112V249L107 245V243L103 240V238H101V236H99L98 234H97V232H93V231H91V229H90V231L89 230H87L86 231V229H82V231H83V233H84V235L85 236H87L89 239H90V241L92 240L93 242H95L98 246H100V248L102 249V250H104V254L105 255H107L108 256V258H109V260L111 261V263L112 264H151V263H154V264H181V263H179L180 261L178 260V259H176V258H174V256L176 255L175 253L177 252L178 253V256L180 257L181 256V258L183 259V260H185V263L186 262H188V264H216L217 262H213L212 260H211V262H208L207 260H208V258L206 259L205 257V254H204V258L206 259V260H204L203 258H201V254L200 255H198V250H197V252H196V254L194 255V254H192V253H188V251L184 254V253H182V251L184 250H182V249H180V251L179 250H177L178 248H179V246L177 247V248H174L175 246H174V244H173V246L174 247H172L171 248V245L169 246V245H167V244H162V243H164V242H160V240H162V239H164V237H162V239H160V237L161 236H159V233H161V232H159L158 230V236H159V238L156 236V233H154V231L156 230ZM160 229H162V227H159ZM185 228V227H184ZM52 229V228H51ZM70 229V228H69ZM111 229V228H110ZM113 229V228H112ZM111 229V230H112ZM118 229V228H117ZM120 229V228H119ZM144 229V228H143ZM169 229V228H168ZM175 229V228H174ZM178 229V228H177ZM182 229H183V227H182ZM29 230V229H28ZM49 230V229H48ZM54 230V228L52 229V230H49V231H53ZM59 230H61L62 231V229H59ZM71 231H72V228L70 229ZM80 230V229H79ZM104 230V229H103ZM179 230H180V226H179ZM178 230V231H179ZM0 231H1V229H0ZM9 232L8 233H10L11 231L10 230H8ZM27 231V230H26ZM36 232V234L38 233L37 232V230H35ZM56 231V230H55ZM58 231V230H57ZM60 231V232H61ZM66 231V230H65ZM70 231V232H71ZM75 231V230H74ZM81 231V232H82ZM177 231V230H176ZM44 232V231H43ZM62 232H64V231H62ZM73 232V231H72ZM103 232V231H102ZM120 232H121V229H120ZM123 232H125L124 230H123ZM184 232H186V231H184ZM3 233V232H2ZM17 234H18V232H16ZM15 232H14V234L15 235H17ZM30 233V232H29ZM28 233V234H29ZM41 233V231L39 232V234L38 235H42V234H40ZM51 233V232H50ZM65 233V232H64ZM113 233V232H112ZM125 233H127V232H125ZM168 233H169V231H168ZM171 233V232H170ZM169 233V234H170ZM174 233V232H173ZM182 233H183V231H182ZM182 233H180L181 235H182ZM25 234V233H24ZM31 234V233H30ZM35 234V235H36ZM54 234V233H53ZM128 234V233H127ZM133 234V235H132ZM178 234H179V232H178ZM184 234V233H183ZM187 235H189V232L188 233H186ZM263 234V233H262ZM12 235V234H11ZM14 235V236H15ZM25 235H27V234H25ZM35 235H34V237H35ZM46 235H47V233H46ZM45 235V236H46ZM55 235V234H54ZM76 235V234H75ZM163 235V234H162ZM166 235V234H165ZM164 235V236H165ZM176 235V234H175ZM186 235V236H187ZM18 236H19V234H18ZM52 236V235H51ZM66 236V234L64 235V237ZM118 236H119V234H118ZM179 236V235H178ZM183 236H185V235H183ZM182 236V237H183ZM22 236H20L19 238H21ZM30 237V236H29ZM29 237H27V238H29ZM177 237V236H176ZM175 237V238H176ZM181 237V238H182ZM4 238V237H3ZM16 238V237H15ZM38 238V237H37ZM37 238H35V239H37ZM53 238V237H52ZM57 238V237H56ZM68 238V237H67ZM109 239H110V236L108 237ZM206 238H207V235H206ZM218 238V237H217ZM0 239H1V237H0ZM25 239V238H24ZM51 239V238H50ZM64 239V238H63ZM62 239V240H63ZM104 239H106V237L104 238ZM131 239V238H130ZM160 239V240H159ZM184 239H185V237H184ZM5 240H8V239H5ZM23 240V239H22ZM29 240H31V239H29ZM29 240H27V241H29ZM65 240V239H64ZM77 240V239H76ZM86 240V238L84 239V241ZM88 240V239H87ZM86 240V241H87ZM116 240V239H115ZM114 240V241H115ZM119 240V239H118ZM121 240V239H120ZM129 240V239H128ZM170 240V239H169ZM193 240V239H192ZM191 240V241H192ZM16 241H18V239H16ZM38 241H39V238H38ZM60 241V240H59ZM89 241V240H88ZM108 241V240H107ZM171 241H175L174 239L173 240H171ZM181 241V240H180ZM240 241V240H239ZM238 241V243H240ZM4 242V241H3ZM12 242V241H11ZM11 242H9V243H11ZM23 242H24V240H23ZM45 242V241H44ZM62 242V241H61ZM68 242H70V241H68ZM81 242H83V240L81 241ZM121 242V241H120ZM177 242H179V241H177ZM188 242H190V240L188 239V241H187V243ZM226 242V241H225ZM18 243H20V241H18ZM25 243V242H24ZM41 243V242H40ZM63 244H64V242H62ZM72 243V242H71ZM79 243V242H78ZM122 243V242H121ZM174 243V242H173ZM182 243H183V241H182ZM227 243V242H226ZM26 244H28V242L26 243ZM30 246L29 245H27V246H25L26 248L29 246L31 249H33V252H31V253H34V256H32V257H41V256H43L44 254H43V252H42V248H41V250L40 249H38V248H36L35 247V244H36V242H33V241H31L30 243ZM55 244V243H54ZM68 244V243H67ZM74 244V243H73ZM73 244H72V246H73ZM82 244H84V243H82ZM92 244V243H91ZM123 244V243H122ZM121 244V245H122ZM171 244V243H170ZM178 244V243H177ZM189 244V243H188ZM231 244V243H230ZM243 244V243H242ZM4 245V244H3ZM15 245H16V243H15ZM19 244H17V246H18ZM45 245H47V243L45 242ZM121 245H120V247H121ZM167 245V246H166ZM187 245V244H186ZM229 246L230 247V245L229 244H226V246ZM13 246V245H12ZM21 245H19V247H20ZM44 245H43V243H42V246L41 247H43ZM85 246V245H84ZM168 246L170 247V248H168ZM233 246V245H232ZM18 247V248H19ZM28 247V248H29ZM46 247V246H45ZM44 247V248H45ZM52 247V246H51ZM68 247V246H67ZM75 247V245L73 246V248ZM81 246H79V248H80ZM92 247V246H91ZM90 247V248H91ZM115 247V246H114ZM117 247V246H116ZM119 247V248H120ZM130 247V246H129ZM129 247H127V249L129 248ZM133 247V246H132ZM167 247V248H166ZM13 248V247H12ZM22 248V247H21ZM20 248V249H21ZM40 248V247H39ZM47 248H48V246H47ZM50 248V247H49ZM48 248V249H49ZM57 248H59V247H57ZM60 248H64V246H61ZM59 248V249H60ZM77 248H78V246H77ZM82 248V247H81ZM95 248V247H94ZM166 248V249H165ZM183 248H185V247H183ZM194 248H197V247H194ZM200 248V247H199ZM23 249H24V247L22 248V251H23ZM52 249H53V247H52ZM56 249V248H55ZM96 249V248H95ZM95 249H93V250H95ZM115 249V248H114ZM118 249V248H117ZM116 249V250H117ZM132 249V248H131ZM186 249V248H185ZM215 249V248H214ZM246 249V248H245ZM28 250V249H27ZM27 250H26V252H27ZM50 250V249H49ZM97 250V249H96ZM122 250V249H121ZM129 250V249H128ZM134 250V249H133ZM174 250H176V251H174ZM182 250V251H181ZM196 250V249H195ZM10 252V250L8 249L7 251H6V253L5 254H2V255H4V256H6L7 255V252ZM11 251H12V249H11ZM14 251V250H13ZM12 251V252H13ZM21 251V250H20ZM21 251V252H22ZM25 251V250H24ZM54 251H56V250H54ZM54 251H52V254H53V252ZM58 251V250H57ZM60 251V250H59ZM58 251V252H59ZM123 251H126V250H123ZM200 251V250H199ZM19 251H17V253H18ZM29 252V251H28ZM64 252H66V251H64ZM68 252V251H67ZM100 252V251H99ZM117 253L119 252V249H118V251H116ZM127 252H129V251H127ZM217 252H218V250H217ZM3 253V252H2ZM14 253V252H13ZM46 253V252H45ZM70 253V252H69ZM94 253V252H93ZM102 253V252H101ZM119 253H121V252H119ZM118 253V254H119ZM195 253V252H194ZM218 253H220V252H218ZM228 253H229V251H228ZM16 254V253H15ZM21 253H19V255H20ZM47 254L49 255L50 253H48L47 252ZM51 254V255H52ZM96 254H97V251H96ZM95 254V255H96ZM117 254V255H118ZM127 254V253H126ZM213 253H211V255H212ZM217 254V253H216ZM222 254V256H223V253H221ZM230 254V253H229ZM236 254H237V252H236ZM1 255V254H0ZM14 255V254H13ZM29 255V254H28ZM56 256H57V254H55ZM62 255H63V252H62ZM62 255H61V257H62ZM94 255V254H93ZM102 255V254H101ZM210 255V254H209ZM219 255V254H218ZM251 255V257H252V254H250ZM250 255H248V256H250ZM16 256H18V255H16ZM31 256V255H30ZM54 256V255H53ZM60 256V255H59ZM98 256V255H97ZM125 257L127 256V255H124ZM123 256V257H124ZM143 256H146V258L147 257H149V260L147 261L146 259H145V257H143ZM212 256H214V254L212 255ZM226 256V255H225ZM224 256V257H225ZM234 256H236V255H234ZM8 257H9V255H8ZM7 257V258H8ZM32 257H30V258H32ZM47 257V256H46ZM46 257H44V258H46ZM132 257V256H131ZM136 257V256H135ZM142 257H143V259H142ZM221 257V256H220ZM237 257V256H236ZM244 257H246V255H244ZM3 259H4V257H2ZM6 258V257H5ZM19 258V257H18ZM54 258H55V256H54ZM57 258V257H56ZM64 258V257H63ZM90 258V257H89ZM96 258V257H95ZM103 258V257H102ZM101 257H100V259H102ZM107 258V259H108ZM214 258V257H213ZM222 258V257H221ZM220 258V259H221ZM248 258V257H247ZM34 259V258H33ZM32 259V260H33ZM38 258H36V260H37ZM65 259V258H64ZM83 259H85V258H83ZM97 259V258H96ZM104 259H106V258H104ZM124 259V258H123ZM148 259V258H147ZM180 259V258H179ZM225 259H226V257H225ZM228 259V258H227ZM249 259V258H248ZM254 259V258H253ZM9 260H11V259H9ZM35 260V259H34ZM51 260H54L55 261V259H51ZM71 260H73V259H71ZM79 260H82V259H79ZM86 260V259H85ZM84 260V261H85ZM125 260V259H124ZM238 261H239V258L237 259ZM250 260H252V259H250ZM255 260V259H254ZM13 261H15V260H13ZM21 261H22V259H21ZM54 261H52V264H53V262ZM65 261V260H64ZM67 261H69L70 262V260H67ZM66 261V262H67ZM84 261H82V262H84ZM102 261V260H101ZM216 261V260H215ZM221 261H222V259H221ZM1 262V264H9V261L8 260H2V261H0ZM11 262V261H10ZM16 262V261H15ZM15 262H13V263H15ZM36 262H38V261H36ZM50 262V261H49ZM81 262V263H82ZM86 262V261H85ZM88 262V261H87ZM87 262H86V264H87ZM91 262V261H90ZM232 262H233V259H232ZM241 262V261H240ZM260 262V261H259ZM17 263V262H16ZM23 263H25V262H23ZM39 263H40V261H39ZM106 263V262H105ZM183 264H184V262H182ZM224 263V262H223ZM260 263H262L263 264V262L261 261ZM18 264V263H17ZM25 264H27V263H25ZM41 264V263H40ZM57 264V263H56ZM70 264H71V262H70ZM110 264V263H109ZM217 264H220V263H217ZM228 264H232V263H228ZM243 264V263H242ZM247 264V263H246ZM255 264V263H254Z\"/></svg>",
    "mask_w": 264,
    "mask_h": 264
}]
</instances>
